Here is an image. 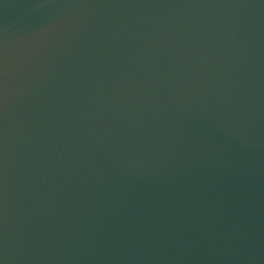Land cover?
<instances>
[{
	"label": "water",
	"instance_id": "1",
	"mask_svg": "<svg viewBox=\"0 0 264 264\" xmlns=\"http://www.w3.org/2000/svg\"><path fill=\"white\" fill-rule=\"evenodd\" d=\"M0 43L52 73L0 102V264H264V0H0Z\"/></svg>",
	"mask_w": 264,
	"mask_h": 264
}]
</instances>
